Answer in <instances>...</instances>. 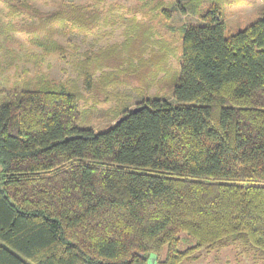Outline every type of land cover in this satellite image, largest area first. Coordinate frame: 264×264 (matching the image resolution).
I'll use <instances>...</instances> for the list:
<instances>
[{
  "label": "trees",
  "instance_id": "obj_1",
  "mask_svg": "<svg viewBox=\"0 0 264 264\" xmlns=\"http://www.w3.org/2000/svg\"><path fill=\"white\" fill-rule=\"evenodd\" d=\"M216 9L182 26L172 99L145 95L104 130L78 127L75 83L4 97L0 264H180L234 242L264 259V22L226 36ZM40 15L46 53L63 52L53 35L115 24L97 1ZM117 58L85 53L77 75L90 88ZM182 234L193 245L180 249Z\"/></svg>",
  "mask_w": 264,
  "mask_h": 264
},
{
  "label": "rangeland",
  "instance_id": "obj_2",
  "mask_svg": "<svg viewBox=\"0 0 264 264\" xmlns=\"http://www.w3.org/2000/svg\"><path fill=\"white\" fill-rule=\"evenodd\" d=\"M64 1H97L98 8L109 14L108 19H114L115 24L102 25L86 34L53 35L63 52L46 53L33 43V33L44 17L40 14L55 11ZM213 7L220 13L228 36L256 21L264 9V0H18L12 10L0 1V107L8 94L36 88L41 79L69 86L75 83L82 95L77 125L99 131L115 122L123 106L132 109L145 95H162L171 100L168 74L179 71L182 26L204 23V14ZM140 50L144 52L142 60L134 55ZM96 52H103L112 61L118 57L123 60V68L105 67L103 76L96 72L95 84L89 88L78 77L75 64L84 59L85 53L94 56ZM129 55H134L130 62ZM147 60L149 65L159 63L149 72ZM142 62L147 63L143 66ZM155 67L162 71L156 73ZM145 82H150L147 90ZM181 236L184 240L180 249L193 245V240ZM165 251L166 248L161 257ZM257 257L251 248L234 242L202 249L195 259L180 264H264V259Z\"/></svg>",
  "mask_w": 264,
  "mask_h": 264
},
{
  "label": "flooded vegetation",
  "instance_id": "obj_3",
  "mask_svg": "<svg viewBox=\"0 0 264 264\" xmlns=\"http://www.w3.org/2000/svg\"><path fill=\"white\" fill-rule=\"evenodd\" d=\"M217 10V9H216ZM209 13H213V9H210L206 14H204V16L206 17ZM216 13V18L217 19H221V17H220V13H217V12H215ZM263 17H264V9L263 10H261L259 13H258V19L257 20H260V21H263L264 22V19H263Z\"/></svg>",
  "mask_w": 264,
  "mask_h": 264
},
{
  "label": "water",
  "instance_id": "obj_4",
  "mask_svg": "<svg viewBox=\"0 0 264 264\" xmlns=\"http://www.w3.org/2000/svg\"><path fill=\"white\" fill-rule=\"evenodd\" d=\"M263 19H264V17H263ZM140 108H141V107H139V106H138V107L135 106V107L132 108V110H133V111H136V110H139ZM154 260H155V257H154V256H149L148 263H149V262L152 263V262H154Z\"/></svg>",
  "mask_w": 264,
  "mask_h": 264
}]
</instances>
